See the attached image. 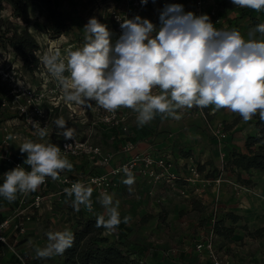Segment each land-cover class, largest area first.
<instances>
[{"label":"clouds","instance_id":"clouds-1","mask_svg":"<svg viewBox=\"0 0 264 264\" xmlns=\"http://www.w3.org/2000/svg\"><path fill=\"white\" fill-rule=\"evenodd\" d=\"M140 2L146 5L148 0ZM231 3L257 12L264 10V0ZM120 28L121 35L112 43L107 26L91 17L84 25L81 47L65 49L63 57L59 48L49 49L41 57L65 101L88 107L95 102L112 114L120 108L131 109L139 126L157 115L179 121L184 109L210 106L213 111L227 109L244 122L257 115L264 122V23L250 31L245 40L238 29H217L207 14L197 16L185 12L182 4L171 3L160 10L159 26L137 14L123 18ZM54 124L58 136L74 139L76 130L67 126L63 117ZM33 128L38 141L26 138L19 146L21 153H27L23 163L29 169L17 165L3 174L0 196L8 201L15 200L17 193L36 191L47 177L57 181L61 172L73 169L61 148L49 142L47 127L33 122ZM122 171L126 176L122 183L131 192L135 176L127 166ZM64 192L74 197L71 203L76 211L81 205L92 211V187L77 181ZM99 203L103 213L97 216L96 227L114 232L122 222L130 223L131 216L121 219L120 201L114 199V193L102 191ZM46 235V245L35 248L36 258L63 255L75 240L67 227Z\"/></svg>","mask_w":264,"mask_h":264},{"label":"crops","instance_id":"crops-1","mask_svg":"<svg viewBox=\"0 0 264 264\" xmlns=\"http://www.w3.org/2000/svg\"><path fill=\"white\" fill-rule=\"evenodd\" d=\"M115 1L118 2L116 7L111 6L110 1H106L109 5L104 2L95 3L94 6L86 5L81 10L77 8L75 12L80 13L83 10H85L84 12H91L93 17L105 24L111 32L113 24L109 15L111 8H127L129 9V19L138 14L142 18L149 19L154 25L159 26V12L165 4H182L185 12L192 11L194 6V0H155V3L151 1L146 5L130 8L124 0ZM219 4L218 13L223 18L224 27L238 29L244 39L247 40L249 32L255 28L251 25V18L248 15H241L242 8L234 6L231 0H220ZM61 10L69 11L66 7H62ZM257 17L260 19V23H264V11L263 14L258 13ZM77 23L73 24V28L78 29L77 31L81 36L77 40L72 39L73 49L83 45V24L87 22L82 23L79 21ZM256 38H260L259 33L256 34ZM53 84L54 82L51 85ZM59 101L62 104V100ZM67 103L78 106L73 102L66 101ZM62 108L64 110L57 105L51 113L54 114L59 109L60 116L58 117H63L69 127H74L75 124H72V121L77 120L80 124L77 129L74 127L75 133L82 139L99 145L105 154L109 153L111 164L123 162L130 155L136 153L165 154L173 161V169L180 175L187 174V166L190 162L196 166H202L203 175L213 168L222 171L229 152H247L246 137L258 132V128L255 126L256 116L251 121L244 122L239 115L231 113L227 109L213 111L211 106L202 110L198 108L184 109L182 119L179 121L171 117L162 119L160 115H157L155 119L144 126L137 124L136 113L131 109L120 108L118 110L127 115L128 138L132 142L131 149L124 150L122 148V137L117 135L115 129L94 122L93 111L89 110L85 114L74 113L71 115L67 107L62 106ZM4 124L2 123V127ZM54 127L56 128L55 124ZM214 127L223 129L226 136L221 139L215 137L212 131ZM13 129L21 134L22 138L12 141L11 151H13L15 159L19 160L23 166L29 167L23 163L27 153H21L19 146L26 138L38 141V137L33 136V133L21 124L13 126ZM57 132L58 129H55L50 133L49 142L57 140ZM59 142L60 137L57 146ZM67 158L73 164V169L72 171L65 170V172L74 178L79 175L76 172L81 170L80 166H83V170L88 174H100L108 169V165H98L82 155ZM80 159L81 163L79 162ZM0 166L2 167L0 184H2L3 174L7 172L8 168L4 164ZM133 174L135 183L132 185L131 192L128 186L122 183V180L126 178L125 174L114 177L117 184L110 194L114 193V199L120 201L121 218L131 216V218L136 217V219L140 218L142 220L149 217V219H154L155 223L161 225L162 228L172 230L171 225L168 226L166 218L170 215L177 217L180 220L182 230H187V233L191 234H189L191 239L186 241L187 246L179 249L178 257L180 256L185 264H211L210 260L206 258V253L200 255L195 249V242L203 239L209 228L208 225L207 229H205V225L198 227L201 219L206 218L204 216L205 212H210L208 217H223L227 212L239 217L232 224H241L243 228H235L234 233L227 238L229 245L223 247L222 239L216 241L219 244L220 252L224 254L222 256L227 258L229 263L264 264V257H258L264 253V242L259 238V235H257V238H252L256 237V234L252 235V233H255L259 228L264 229V172L256 168L249 171L225 169L220 176V183L209 181L205 186H202L199 182L186 183L183 179L173 182L162 180L154 182L141 173L135 172ZM203 178L212 179L211 176ZM244 180L251 181V184L244 183ZM48 183L45 188L38 187L36 191L29 192L24 197L23 203L20 202L21 193H17V198L13 201H8L0 196V221L7 216H11L15 210L30 216L25 224L24 233L15 232L9 227L5 228L3 232L8 242L13 244L20 251L23 258L31 264H61L60 255L47 259L36 258L35 248L46 245L47 232L50 230H63L65 227L71 229L73 222L80 214L97 218L99 214L103 213V208L99 203L100 196L92 185L90 186L93 188L92 211H89L83 205H81L79 211H76L71 203L74 197H68L65 192L58 194V185L52 179ZM182 190H184V193H182ZM36 194L43 196V200L39 205L32 204V196ZM195 230H197V233L193 234ZM256 244H259L258 249L254 247ZM140 247L142 248V246ZM137 251L141 256L145 255L146 261L149 260V262L155 264H174L171 258L166 257V253L161 248L154 247L149 248V251L145 249ZM191 252L193 258H187V255ZM254 255L257 257L253 258ZM186 261L191 263H186ZM261 261L262 263H260ZM0 264H19L13 251L1 242Z\"/></svg>","mask_w":264,"mask_h":264},{"label":"built area","instance_id":"built-area-1","mask_svg":"<svg viewBox=\"0 0 264 264\" xmlns=\"http://www.w3.org/2000/svg\"><path fill=\"white\" fill-rule=\"evenodd\" d=\"M127 2L130 8H135L141 5L140 0H124ZM220 0H194V6L192 12L195 15L207 14L210 17V20L217 29L223 28V18L218 13V3ZM110 18L112 19V37L111 42L114 43L116 39L121 35L122 29L120 28V23L123 18H129V9L127 8H111L109 10ZM45 73V82L44 84H49L50 81H53L55 85L59 86L58 82L51 77L47 72L46 67L44 66ZM65 75H69L65 72ZM40 91L36 92L34 88L30 85L23 87L22 96L23 100L21 102H16V98L19 97L18 92L15 94L14 110L16 111V117L11 123L4 124L2 127L3 133L0 135V165H7V171L13 169L17 165L23 166L21 162L15 159L13 151H11V143L13 140L19 137L18 132L13 129L14 125L21 124L24 127L26 126L29 130L35 131L33 128V122H39L40 126H46L48 131H51V119L50 113L54 107L57 106V103L54 100V97L50 93V87L47 86ZM60 88V87H59ZM61 91V89L59 90ZM7 101H2V105L5 106ZM91 107L78 105L76 108L72 104L67 103L66 106L70 110V114L81 113L85 114L87 111L91 110L94 112V122L102 123L109 128H113L117 131V135L122 137L123 144L122 148L124 150H130L132 147V142L128 138V126L126 123L127 115L119 110L115 114L108 113L102 108H98L95 102H90ZM213 134L215 137L221 139L226 136V133L223 129L219 127L213 128ZM15 137V139H9V137ZM61 148V154L63 156L69 157L74 155H82L88 160H92L98 165L107 166L108 169L104 173L95 174L91 173L88 175L76 176L74 179L67 172L60 173V179L55 181L58 185V194L64 192L65 188H70L74 182L80 181L84 184L94 188L96 193L100 196L102 191H107L111 193L112 187H114L117 182L114 180V177L124 175L122 171L124 166H127L133 173H141L146 176L148 179L157 182L159 180L173 182L178 179H183L186 183H197V182H209L213 181L215 183L220 182V177L215 179L205 178L201 176L200 172L197 169V166L190 162L187 166V174L180 175L176 170L173 169L174 163L171 159L165 154H152L149 152H142L130 155L123 162L118 164H111V155L109 153L105 154L102 148L92 142L82 139L77 133H75L74 139L65 140L63 136H60V142L58 145ZM25 167V166H23ZM26 170L29 167H25ZM51 180L50 177L45 179V182L39 187L45 188L48 186V182ZM184 193V190H182ZM27 194H22L20 197V202H24V197ZM32 204L39 205L43 200V196L36 194L32 196ZM30 216L24 215L21 211H15L11 217L4 218L0 221V242L5 244L8 249L13 251L16 256L19 264H31V262L26 261L20 251L14 247L13 244H10L7 240L5 233L3 232L5 228H12L15 232L22 233L25 230V222L29 219ZM208 244L205 247V253L207 260H210L211 264H228L229 260L222 255H219L217 251L215 252L212 243L210 240H207ZM207 243V242H206ZM203 247V244H202Z\"/></svg>","mask_w":264,"mask_h":264},{"label":"rangeland","instance_id":"rangeland-1","mask_svg":"<svg viewBox=\"0 0 264 264\" xmlns=\"http://www.w3.org/2000/svg\"><path fill=\"white\" fill-rule=\"evenodd\" d=\"M106 1H110L111 6L116 7L118 4V2H116L115 0H55V3H57V6L59 9H61L62 7H66L69 10L66 12V14L70 19L69 27L55 37L49 36V34L46 31V26H45L46 20H44V12L41 10L42 7L40 6V4H38L36 2H32L31 4L29 3V5L27 6V9H26L27 18L26 19H20L18 17H14L11 14L12 10H11L10 4L8 2L4 3L5 7L1 11L2 17L4 19L7 18V19L11 20L13 23V26L17 27V29H21L22 27H26L28 29V31L31 32V34L36 38L37 42L39 43V49L34 52L35 56L38 58L39 63H38L37 70L35 72H30L22 66L20 58L12 50H10V49L3 50L2 48H0V80L2 81V83L4 82L5 85L7 86V89H9L7 92V95H11V97L8 101L5 100V96L0 97V124H1L0 129L2 128V123H5V124L11 123L13 121V119L16 117V111L14 110V107H13L14 106L13 103H15V101H12V97L14 99L15 94L18 92L19 97L16 98V102L18 101V102L22 103V100H23L22 90H23V87H25L27 85H30L32 88H34L37 93L38 92L40 93V91L42 89H44L45 87L48 89L47 86H49L50 87V93L54 97L53 101L58 103L57 104L58 107H61V109H63L62 106L67 107L66 101L64 100V98L62 96V91H59L61 89V88H59L60 86L55 85V83L53 85H51L53 83L52 81L49 82L50 84H47V83L44 84L46 75L44 73L43 68L45 65L41 62V57L49 49H55V48H59V50L62 53V57H63L65 55V49L74 48V44H73L72 39L77 40L81 35L77 31L78 29L73 28V24H75L79 21L82 23L83 22L86 23L89 20V18L93 17V14L91 12H84L85 10H83L80 13H76L75 12L76 9L78 8L79 10H81L86 5L87 6L93 5L94 6L95 3L97 4V3H103L104 2L105 4H107ZM151 1L152 0H150L148 2H151ZM107 5H109V4H107ZM219 5L220 4L218 3V6ZM83 25H85V24H83ZM3 100H4V102L7 101L8 104L5 103V106L2 105ZM59 100H62V104L59 103L60 102ZM75 108H76V106H75ZM58 110L55 113L53 112L54 114L51 113L49 116L51 119V131H50V133L56 129L54 127V121L56 120V118L58 116H60V113H58ZM72 124H75L74 127L77 129L79 127L80 123L77 120H73ZM31 132L33 133V131H31ZM2 133H3V131L1 129L0 135ZM18 135H19L18 138H22L21 134H18ZM33 136H35V135H33ZM59 137L60 136H58V138ZM58 138H57V140H54V142H52V143H54V144L56 143V145H57ZM80 161H81V159L79 160V162ZM80 168H81V170L76 172L77 174H79V175L76 174L77 176L88 175V173H85V171L83 170V166L82 167L80 166ZM1 170H2V167L0 166V173H1ZM224 170H225V168L223 169V167H222V171L220 169L217 170V172H215L216 173L215 176H211V178L215 179L218 176L220 177ZM260 171L264 172V170H260ZM200 174L202 177H204L202 172H200ZM203 179H205V178H203ZM1 180L2 179H0V182H1ZM220 182H221V178H220ZM220 182H218V183H220ZM207 183H209V182H207V181L206 182H204V181L200 182V184L202 186H205ZM247 184H251V181L248 182ZM112 189H113V187H112ZM159 206H160V204H159ZM168 209H169V207H168ZM15 211H18V210H15ZM209 213L210 212H208V213L205 212L204 216L207 218ZM148 215H150V214H148ZM9 217H11V216H9ZM29 219H27V221ZM201 220L203 221L204 219H201ZM227 220H225L226 225L229 224V221H227ZM27 221H24L25 224L27 223ZM166 221H167L168 226L171 225L172 230H170L169 228H162L161 225L160 226L157 225L155 223V220L152 218L149 219V217H147V219L140 220V218L136 219V217H134L131 219L130 223H128V224L123 223L124 228L126 229V230H124L125 232L122 233L121 230H115L114 232H106V230L103 229L102 234H103V236H105L107 238L110 237V238L118 239L119 241H121L123 246H125L126 248H129L130 251L132 252L131 256H134L135 254H137V252H138L137 250L145 249V250L149 251V248L151 249V248L157 247L158 249L161 248L162 251L166 253V257L168 256V258H171L172 261L174 262V264H185V262L180 259V256L178 257L179 249H181L184 246H187L186 241L191 239V237H190L191 234L187 233V230H182V228L180 226V220L177 217H175V216L173 217L172 215H170V217L167 216ZM205 223H199L198 227H202L203 225H205V229H207L209 227V223L208 224H205ZM207 225H208V227H207ZM231 226H234V231H235V228H239V227L243 228V226H241V224H239V225L231 224ZM178 227L181 229H179ZM245 230L247 232H249L248 229L245 228ZM24 231L22 233H24ZM194 233H197V230H195L193 232V234ZM227 238L228 237H225V236L222 237V236L215 234L213 232L212 228L209 227L207 229V232L205 233V237L203 239H199L200 241L197 240L195 242V244H196L195 249H196L198 254L204 255L205 249H206L205 247L208 244L207 240H210V242L213 245L215 252L217 251V253L219 255H224L222 252H220L219 244L216 243V241L218 242V239L219 240L222 239L223 240L222 243L225 244V245L223 244V247L228 246L229 243H227V241H228ZM252 238L253 239L257 238V234H256V237H252ZM259 238H261V240L264 242V229L262 230L261 235H259ZM202 244H203V247H202ZM258 245L259 244H256V245H254V247L255 248L257 247V249H258ZM140 246H142V248ZM261 256L264 257V253L258 257L260 258ZM143 257L146 260L145 255ZM255 257H257V256L254 255L253 258H255ZM187 258H193L192 252H191V254L187 255ZM61 262H62V257H61ZM186 263H191V262L186 261ZM260 263H262V261ZM228 264H232V262H230Z\"/></svg>","mask_w":264,"mask_h":264},{"label":"trees","instance_id":"trees-1","mask_svg":"<svg viewBox=\"0 0 264 264\" xmlns=\"http://www.w3.org/2000/svg\"><path fill=\"white\" fill-rule=\"evenodd\" d=\"M5 2L11 6V14L20 19L27 18V6L29 3L36 2L42 7L44 12V20H46V31L51 37H55L67 29L70 25V19L66 12L59 9L55 0H0V48L3 50H12L21 60L22 66L30 72H35L38 67V58L35 51L39 49V43L36 38L28 31L26 27L17 29L13 26L11 20L3 18L1 11L5 7ZM263 11H255L250 8H242L241 15H248L251 18V25L256 27L260 24L258 13ZM9 89L5 83L0 80V97L5 96V100H9L11 95H7ZM255 126L258 132L248 135L245 140L247 152L230 151L223 169L249 171L251 169L264 170V122L260 121L256 116ZM199 172L203 171L202 166H197ZM217 170L214 168L205 173L206 176H215ZM74 179V177H72ZM249 180H244L248 183ZM96 217H87L80 214L71 227L75 240L71 248L67 249L62 257L61 264H155L146 261L140 253L131 256L129 248L123 246L118 239L107 238L103 236L104 228L96 227ZM123 219V218H121ZM228 219V220H227ZM239 217L231 212H227L223 217H207L200 223H209V227L219 236L229 237L234 232L235 223ZM225 220L229 224H225ZM116 230L125 232L123 222ZM262 228L256 230L252 235H261Z\"/></svg>","mask_w":264,"mask_h":264}]
</instances>
